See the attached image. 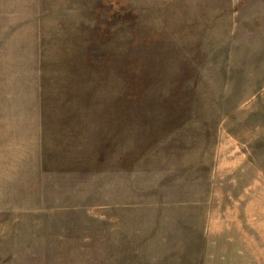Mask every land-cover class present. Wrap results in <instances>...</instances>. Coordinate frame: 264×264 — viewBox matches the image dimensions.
<instances>
[{"label": "rangeland", "instance_id": "374dc122", "mask_svg": "<svg viewBox=\"0 0 264 264\" xmlns=\"http://www.w3.org/2000/svg\"><path fill=\"white\" fill-rule=\"evenodd\" d=\"M262 201L264 0H0V264H264Z\"/></svg>", "mask_w": 264, "mask_h": 264}, {"label": "crops", "instance_id": "0c3cea01", "mask_svg": "<svg viewBox=\"0 0 264 264\" xmlns=\"http://www.w3.org/2000/svg\"><path fill=\"white\" fill-rule=\"evenodd\" d=\"M253 172L254 169L251 166L245 167L244 176L240 174L234 179V182H238V184L243 180H245L243 182H247L244 183L242 188L244 195L236 196L237 194L233 193L231 196L226 197V203L220 205L222 210L217 206L216 218L210 223L212 235H256L258 223L257 194L255 193L256 195L254 194L253 197L250 194V192L256 190V186L253 184L256 179H251ZM262 202L264 205V201ZM262 202L259 203L262 204ZM221 211H223L222 219L220 216ZM259 212L261 213V209ZM218 216L219 218H217Z\"/></svg>", "mask_w": 264, "mask_h": 264}]
</instances>
